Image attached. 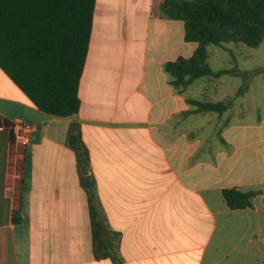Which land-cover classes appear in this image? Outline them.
I'll return each mask as SVG.
<instances>
[{"label":"crops","instance_id":"crops-1","mask_svg":"<svg viewBox=\"0 0 264 264\" xmlns=\"http://www.w3.org/2000/svg\"><path fill=\"white\" fill-rule=\"evenodd\" d=\"M163 1L96 0L75 116L39 111L0 68V117L32 127L21 157L0 127V264H264V112L227 97L223 114L190 113L209 77L170 84L164 65L197 43ZM228 189L250 206L231 209Z\"/></svg>","mask_w":264,"mask_h":264},{"label":"trees","instance_id":"trees-1","mask_svg":"<svg viewBox=\"0 0 264 264\" xmlns=\"http://www.w3.org/2000/svg\"><path fill=\"white\" fill-rule=\"evenodd\" d=\"M95 4L96 0H0V68L47 115L71 117L79 112V83ZM160 12L166 18L182 21L185 41L197 43L192 57H179L164 65L174 88L182 92L202 77L251 74L235 68L213 71L207 63V47L241 43L257 48L264 39V0H164ZM256 73L264 74V68L252 72ZM188 103L195 107L190 113L223 114L231 105L229 100ZM1 126L11 129L12 124L0 117ZM68 143L78 164L85 168L88 156L79 125L70 126ZM252 196L236 189L223 191L231 209L249 207ZM89 207L93 227L98 231L100 223L92 196Z\"/></svg>","mask_w":264,"mask_h":264},{"label":"rangeland","instance_id":"rangeland-1","mask_svg":"<svg viewBox=\"0 0 264 264\" xmlns=\"http://www.w3.org/2000/svg\"><path fill=\"white\" fill-rule=\"evenodd\" d=\"M207 63L215 72L235 68L251 74H222L218 78H202L190 88V96L200 97L201 102L231 97L236 100V111L241 103L250 102L264 112V74H252L264 67V39L257 48L241 43H227L222 48L210 45L207 47Z\"/></svg>","mask_w":264,"mask_h":264},{"label":"built area","instance_id":"built-area-1","mask_svg":"<svg viewBox=\"0 0 264 264\" xmlns=\"http://www.w3.org/2000/svg\"><path fill=\"white\" fill-rule=\"evenodd\" d=\"M31 125L18 121L11 126V133L13 138V154H17L18 157H21L22 151L28 144V134L31 132ZM10 188V185L8 186Z\"/></svg>","mask_w":264,"mask_h":264}]
</instances>
